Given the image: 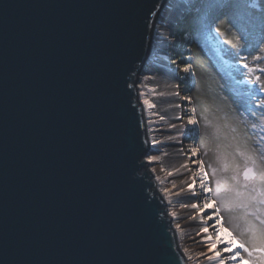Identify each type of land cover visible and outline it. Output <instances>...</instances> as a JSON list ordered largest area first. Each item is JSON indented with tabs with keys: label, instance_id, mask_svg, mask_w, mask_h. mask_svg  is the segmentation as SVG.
Listing matches in <instances>:
<instances>
[{
	"label": "water",
	"instance_id": "obj_1",
	"mask_svg": "<svg viewBox=\"0 0 264 264\" xmlns=\"http://www.w3.org/2000/svg\"><path fill=\"white\" fill-rule=\"evenodd\" d=\"M168 0H0V264H188L137 79Z\"/></svg>",
	"mask_w": 264,
	"mask_h": 264
},
{
	"label": "rangeland",
	"instance_id": "obj_2",
	"mask_svg": "<svg viewBox=\"0 0 264 264\" xmlns=\"http://www.w3.org/2000/svg\"><path fill=\"white\" fill-rule=\"evenodd\" d=\"M261 69L264 0L167 1L136 86L151 147L148 170L188 264H240L239 257H228L240 250L241 241L264 247ZM249 169L251 178L245 180ZM202 183L212 191L205 193ZM217 208L220 225L208 218ZM221 226L220 238H236L233 253L221 251ZM214 243L217 248L210 251Z\"/></svg>",
	"mask_w": 264,
	"mask_h": 264
},
{
	"label": "snow or ice",
	"instance_id": "obj_3",
	"mask_svg": "<svg viewBox=\"0 0 264 264\" xmlns=\"http://www.w3.org/2000/svg\"><path fill=\"white\" fill-rule=\"evenodd\" d=\"M243 66L245 68H248L247 64H245ZM185 70L187 71V69H185ZM261 71L264 72V69H261ZM255 79H256V81H259L260 77L257 76ZM260 87H261V90L264 91V85H260ZM189 123L195 124L196 121L190 119ZM251 172H252V169H249L248 171L245 172V174H244L245 180H248V179L251 178L250 177V173ZM213 175H215V170H213ZM206 177H207V173H205V178ZM261 183L264 184V181H262ZM216 184H217L216 196H217V198H219L220 193H221L220 180L219 179L216 180ZM202 187L204 188V192L205 193H210L212 191L211 187H204L203 183H202ZM189 188L191 189L192 185H189ZM260 195L264 196V187L260 188ZM210 203L211 202L205 203V208H208ZM193 207H196V205H193ZM218 212H219V208H217L216 211L211 213L209 215V217H208L209 219L215 220V225H220L221 224L220 220L215 219V216H216V214ZM204 231L207 232L208 229L205 228ZM223 231H225V229L222 226L217 229V239L219 241V244L220 245H224V247H222L221 251L224 252V253H233L232 244H233V241L236 238L233 237V240H224V239L220 238L219 237V233L223 232ZM209 239H211V238L209 237ZM216 248H217V244L214 243V244H212L210 246L209 250L211 251V250L216 249ZM215 254H216V256H220L221 255L220 252H216ZM238 257H239L240 264H243V262L245 260L251 261V264H264V247H251L250 248V247L247 246V244L244 241H241L240 242V250L239 251H235L234 254H232V255H230L228 257V259H230L232 261H236ZM220 264H224V261L221 260Z\"/></svg>",
	"mask_w": 264,
	"mask_h": 264
},
{
	"label": "bare ground",
	"instance_id": "obj_4",
	"mask_svg": "<svg viewBox=\"0 0 264 264\" xmlns=\"http://www.w3.org/2000/svg\"><path fill=\"white\" fill-rule=\"evenodd\" d=\"M155 26H156V25H155ZM154 29H155V28H154ZM166 81H167V80H166ZM167 82H168V81H167ZM164 83H165V82H164ZM166 85H167V83H166ZM166 85H165V86H166ZM167 92H168V91H167Z\"/></svg>",
	"mask_w": 264,
	"mask_h": 264
},
{
	"label": "trees",
	"instance_id": "obj_5",
	"mask_svg": "<svg viewBox=\"0 0 264 264\" xmlns=\"http://www.w3.org/2000/svg\"><path fill=\"white\" fill-rule=\"evenodd\" d=\"M185 37H188V35H187V36H185Z\"/></svg>",
	"mask_w": 264,
	"mask_h": 264
}]
</instances>
